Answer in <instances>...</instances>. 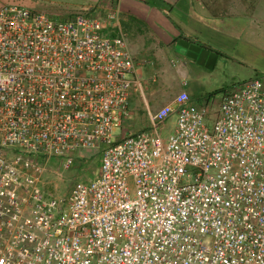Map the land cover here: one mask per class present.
I'll return each instance as SVG.
<instances>
[{
  "label": "built area",
  "instance_id": "obj_1",
  "mask_svg": "<svg viewBox=\"0 0 264 264\" xmlns=\"http://www.w3.org/2000/svg\"><path fill=\"white\" fill-rule=\"evenodd\" d=\"M135 88L117 8L0 4V264H264V81L212 114L181 91L129 132ZM95 152L93 178L46 189L52 158Z\"/></svg>",
  "mask_w": 264,
  "mask_h": 264
},
{
  "label": "crops",
  "instance_id": "obj_2",
  "mask_svg": "<svg viewBox=\"0 0 264 264\" xmlns=\"http://www.w3.org/2000/svg\"><path fill=\"white\" fill-rule=\"evenodd\" d=\"M86 1L92 6L97 5L95 12L105 14L114 0ZM242 5L250 7L252 4L248 0H116L118 16H124L126 45L138 63L142 85L139 91L145 107L147 105L149 109L157 110L170 102L171 96H167L159 106H151L161 91L168 87L167 77L172 73L169 67L174 64L173 61L175 71L171 84L178 86V93L185 91L191 100H195L194 96L203 89L199 79H209L202 77L210 76L216 69L217 55L233 52L234 40L245 38L249 42V39L257 37L254 21L256 9L251 11L245 7L242 12L239 8ZM25 6L34 9L32 3H26ZM101 9L105 11L101 12ZM179 43L190 46L198 43L215 50V53H211L216 55H213L215 57L207 66V73V64L202 60L203 67L193 54L190 58L180 59L182 56L175 52ZM136 91L135 88L131 94V116H136L133 113Z\"/></svg>",
  "mask_w": 264,
  "mask_h": 264
},
{
  "label": "rangeland",
  "instance_id": "obj_3",
  "mask_svg": "<svg viewBox=\"0 0 264 264\" xmlns=\"http://www.w3.org/2000/svg\"><path fill=\"white\" fill-rule=\"evenodd\" d=\"M248 1L252 4L250 7L242 5L239 8L242 12L245 7H248L251 11L254 8L256 9L257 17L254 21L257 37L249 39V42H246L248 39L245 38L234 40L232 42V50L234 51H227L228 53L222 55L218 54L216 59V69L210 74V76L202 77L203 79H209H199V84L203 85V89H200L199 95L194 96L195 100L193 101L200 103L207 100L212 111L211 114L216 110L218 102L223 94V90H226L235 82L255 76L264 81V0ZM8 2L18 3L23 6H25L26 3H32L34 5V10L45 12L51 19L55 20H64L75 13H94L97 6H92V4L86 0H0V4ZM112 2L113 3L108 7L109 9L116 8V0ZM89 5L92 7H86ZM105 10L101 9V12ZM248 10L246 11L248 12ZM119 18L120 28L124 34V16L120 14ZM176 48L175 52L184 57H180V59L190 58L193 54L194 59L196 58L197 62H200L201 65V61L203 60V62L207 64L206 67L202 65L206 68V73L209 62H212V59L215 57L213 55H216L211 54L215 53V50H211L209 47L198 43L192 46L179 43ZM176 61H178V59ZM240 61L243 62L240 63ZM173 62V65L170 67L168 66L169 69H171L170 71H172V73H169V77H167V83H169L168 87L161 91L159 98L155 102L151 103L152 107L162 104L167 96H171V101L175 94L178 93V86L175 85V83L171 84V82L174 81L172 74L175 71L173 68L175 61ZM215 89L218 91L211 95L210 93ZM213 101L215 102L213 103ZM133 104V113H135L136 116H131L124 125L129 128V132H135L139 129L141 130L148 124L144 99L139 89H137L133 96ZM172 123L173 120L167 121L164 127H161L160 132L162 135H166L169 132ZM80 156L82 157L75 159L73 165L67 169H63V167L58 164L57 158H52L50 162L51 169L46 175L47 181H45L46 189L49 190V192L56 196L65 197L75 181L78 179L85 181L94 177L97 173L99 153L95 152L92 155L84 154ZM57 168H59V171H57L59 173H57L58 175L56 174Z\"/></svg>",
  "mask_w": 264,
  "mask_h": 264
},
{
  "label": "clouds",
  "instance_id": "obj_4",
  "mask_svg": "<svg viewBox=\"0 0 264 264\" xmlns=\"http://www.w3.org/2000/svg\"><path fill=\"white\" fill-rule=\"evenodd\" d=\"M119 22H120V18H119ZM119 25H120V23H119ZM121 29V28H120Z\"/></svg>",
  "mask_w": 264,
  "mask_h": 264
},
{
  "label": "trees",
  "instance_id": "obj_5",
  "mask_svg": "<svg viewBox=\"0 0 264 264\" xmlns=\"http://www.w3.org/2000/svg\"><path fill=\"white\" fill-rule=\"evenodd\" d=\"M223 91H225V90H223Z\"/></svg>",
  "mask_w": 264,
  "mask_h": 264
}]
</instances>
